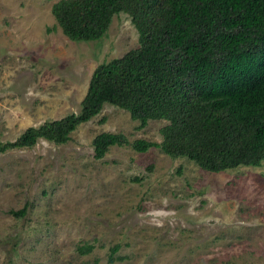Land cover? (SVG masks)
Segmentation results:
<instances>
[{
    "label": "rangeland",
    "instance_id": "1",
    "mask_svg": "<svg viewBox=\"0 0 264 264\" xmlns=\"http://www.w3.org/2000/svg\"><path fill=\"white\" fill-rule=\"evenodd\" d=\"M54 1L0 0V144L79 112L94 67L138 45L125 12L68 38ZM164 122L104 102L64 142L0 150V264H264V159L212 172L157 146L93 156L99 131L159 141Z\"/></svg>",
    "mask_w": 264,
    "mask_h": 264
},
{
    "label": "trees",
    "instance_id": "2",
    "mask_svg": "<svg viewBox=\"0 0 264 264\" xmlns=\"http://www.w3.org/2000/svg\"><path fill=\"white\" fill-rule=\"evenodd\" d=\"M51 11L72 40L100 38L112 15L125 12L138 45L94 67L79 112L29 125L0 150L38 137L64 142L108 102L128 111L138 127L165 122L159 141L97 132L95 158L129 143L136 151L157 146L186 156L212 172L264 159V0H55Z\"/></svg>",
    "mask_w": 264,
    "mask_h": 264
}]
</instances>
